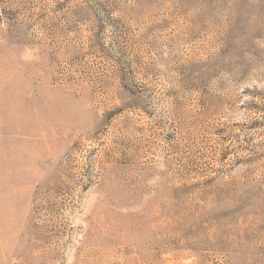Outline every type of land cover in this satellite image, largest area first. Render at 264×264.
<instances>
[{"label": "rangeland", "instance_id": "374dc122", "mask_svg": "<svg viewBox=\"0 0 264 264\" xmlns=\"http://www.w3.org/2000/svg\"><path fill=\"white\" fill-rule=\"evenodd\" d=\"M0 264H264V0H0Z\"/></svg>", "mask_w": 264, "mask_h": 264}]
</instances>
